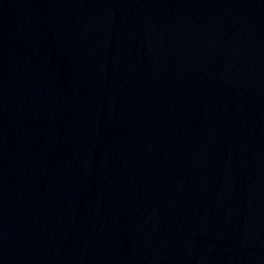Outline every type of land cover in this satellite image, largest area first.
<instances>
[{
	"label": "water",
	"instance_id": "obj_1",
	"mask_svg": "<svg viewBox=\"0 0 264 264\" xmlns=\"http://www.w3.org/2000/svg\"><path fill=\"white\" fill-rule=\"evenodd\" d=\"M0 264H264V0H0Z\"/></svg>",
	"mask_w": 264,
	"mask_h": 264
}]
</instances>
